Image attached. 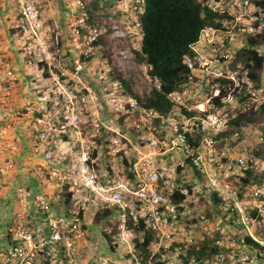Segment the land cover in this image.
<instances>
[{
  "label": "built area",
  "instance_id": "obj_1",
  "mask_svg": "<svg viewBox=\"0 0 264 264\" xmlns=\"http://www.w3.org/2000/svg\"><path fill=\"white\" fill-rule=\"evenodd\" d=\"M15 1L18 12L14 28L26 38L27 66L36 67L30 87L35 90L29 91L35 100L45 101L47 91L34 85V80L44 81L58 108L50 111L43 105L26 110L31 138L29 155L39 163L33 168L32 186L17 182L10 188L17 209L11 215L12 224L0 230V264H43L44 257L47 264H143L135 247L141 225L156 239L151 242L150 259L158 251L174 246V257L168 256L165 264H181L176 256L192 249L197 238L203 240L213 232H222L221 219L205 216L204 205L199 204L201 190L209 196L215 194L219 214L228 221L234 218L239 229L235 233L243 234L238 239L230 236L226 242L216 240L228 251L224 257L216 255L203 264L264 261V238L251 228L259 220L248 215L227 180L246 167L248 158L246 154L232 158L227 149L215 155L209 137L211 131L222 129L226 118L220 112L183 116L179 106L204 112L208 104L184 103L190 92L187 87L168 95L172 108L166 114L146 107L143 95L159 87L157 80L150 79L146 70L142 77L138 73V79H131L102 59L97 49L102 34L100 17L88 0H70L74 14L67 20L63 35L54 21L51 25L43 24L36 0ZM109 1L115 4L110 6L111 16L133 12L134 1L142 3ZM253 1H232L226 9L231 19L224 25L225 30L205 29L197 44H209L210 36L220 33L231 41L236 34L264 31V14L254 9ZM109 27L111 37L125 36L116 25ZM48 33L53 39L51 45L46 41ZM58 40L64 41V49H50ZM129 62L132 72H137L135 61ZM182 63L189 71L190 81L195 73L209 67L197 51ZM0 65L6 80L11 82V64L1 54ZM220 76L223 75H217ZM123 81L128 82L129 89ZM210 88L216 96L217 87ZM224 101L233 99L228 95ZM39 111L43 112L37 115ZM12 112L17 119L23 116L19 109ZM1 120H5L2 112ZM197 122L206 134L194 149L189 146L187 133ZM6 134V128L0 129V136L5 138ZM18 145L12 139L0 142L3 185L8 184L11 173L17 169L10 156L19 151ZM254 164L258 169V163ZM193 169L196 174H192ZM205 175L207 187L200 180ZM64 187L70 205L67 209H55ZM52 188L56 190L50 193L54 196L51 200L46 191ZM248 196L254 202L256 216L264 221V186L250 189ZM92 224L100 227L96 238L91 234ZM100 237L102 246L92 242ZM139 240L143 242L142 238ZM192 262L193 259L188 260V264Z\"/></svg>",
  "mask_w": 264,
  "mask_h": 264
},
{
  "label": "trees",
  "instance_id": "obj_2",
  "mask_svg": "<svg viewBox=\"0 0 264 264\" xmlns=\"http://www.w3.org/2000/svg\"><path fill=\"white\" fill-rule=\"evenodd\" d=\"M232 1L236 0H142V3L133 2L132 10L137 17L136 25L141 33L140 44L136 48H132L134 61L138 65L145 66L148 77L152 80L156 79L159 86L158 88L153 87L147 95H143L142 100L146 107L166 114L172 108L168 95L175 91H181L185 87H191L194 79L188 80L189 71L182 61L185 57L194 55V47L205 29L225 30L224 25L231 19L226 9L231 6ZM112 4L113 1L109 0L90 1V7L93 10L106 5L110 7ZM252 4L256 11L264 14V0H254ZM88 13L90 20L91 13ZM240 36L241 45L236 50L233 62V64L242 65V69L236 75L238 85H234V82L225 75L213 77L208 85L204 83L201 86L200 92L205 93V95L203 94L205 97L201 95L199 99L196 97L185 101L188 104L196 105L207 99V110L205 112L187 111L184 107L179 106V111L185 117L205 116L207 113L220 112V115L226 118L222 129L216 132L211 131L209 134L215 155L230 149L233 146L232 137H236L237 141L240 140L245 128L252 126L258 129L261 141L250 148H246L245 156L248 158L246 167L239 174H232L227 179L235 187L238 199L243 201L248 199L245 194H248L249 188L264 186V167L262 170H258L254 164L256 161L261 164L264 163V100L262 99L256 105L255 99L251 97L250 90H248L256 91L262 86L264 92V82H262L264 53L258 50L264 48V31L251 34L244 33ZM227 47L228 44L225 43V48ZM224 59L221 57L220 60L224 61ZM125 82L123 81V83ZM124 85L126 89H129L128 82ZM212 85L218 89L216 96L210 92ZM190 89L192 90V88ZM228 95L233 99L234 108H231L233 105L231 102L224 101ZM41 112L43 111L36 112V114ZM204 134L206 132L199 129L198 122L197 125L193 124L191 132L187 133L189 146L194 149L198 148ZM16 156L15 154L10 156L15 167L17 164L21 165ZM222 162L225 163V159H222ZM194 173L196 174V169L192 170V174ZM52 190L56 189L52 188ZM199 195V204L204 205L205 216L220 218L224 230L221 233H215L213 238L204 236L203 240L195 244V247L186 250L185 254L177 255L176 257L181 264H188L189 259H193L192 264L210 262L214 256H223L228 251L226 246L216 244V240L224 241L226 236L239 238L238 233L232 234L233 230H239L234 225V218L228 221L219 214L216 208L215 194L210 195L208 199L201 194ZM208 200L212 202L209 207ZM69 205L67 188L64 187L61 197L54 204V207L55 209L64 207L67 209ZM211 208L213 209L211 210ZM256 213L257 210L254 209L249 215L255 220H261L260 216H256ZM138 232L139 236L135 238V247L143 264H165L168 256L174 257V246H170L168 250L166 249L170 255L167 256L168 252L160 250L150 259L151 242L156 241L154 234L148 228H144L143 225L139 226ZM256 233L264 238V230L256 231ZM139 238H142V243ZM248 242L252 244L251 241ZM41 263H48L45 257L42 258Z\"/></svg>",
  "mask_w": 264,
  "mask_h": 264
},
{
  "label": "rangeland",
  "instance_id": "obj_3",
  "mask_svg": "<svg viewBox=\"0 0 264 264\" xmlns=\"http://www.w3.org/2000/svg\"><path fill=\"white\" fill-rule=\"evenodd\" d=\"M90 1L89 5H90ZM53 3V4H52ZM36 4L39 6V9L41 10V20L43 22L44 25H51L53 24V21L55 22V24L57 25V30L61 33V35H63V33L66 31V19H64V17H60V14H58V11H60L59 6L65 5V2L63 0H36ZM115 4H113L111 7H113ZM7 6L6 4V0H0V49H11V46L8 44V35L6 34L7 32H1L2 30V26L5 25V16H6V10L5 7ZM55 6V7H54ZM65 8L67 10L68 6L65 5ZM228 8V7H227ZM112 8H110L108 5L104 6V7H99L96 8L95 10H93L97 15H99L100 19L99 20V29L101 30V36L97 42V49L99 51V54H103L102 59L105 60L108 64H112L111 67L113 66L115 69H118L121 73L130 76V78H134V79H138V73L140 75V77H142V72H144L146 70L145 66L143 65H139L137 66L135 64L136 69L138 70L137 72H132V68H131V63L129 62L131 59L134 60V55L132 53V48H136L138 44H140V40H141V33H140V29L138 28V26L136 25V21H137V17L133 12H125V13H120L117 16L112 15L111 16V12L113 10H111ZM52 10H57L55 13V18L56 19H52L50 18V14H53ZM65 10V11H66ZM62 12V10H61ZM74 14V11L71 12V15H69L68 18H71L72 15ZM4 21V22H3ZM116 25L122 32L124 31L125 36L123 38H113L111 37V30L109 26H113ZM105 26V27H104ZM5 29V27L3 28ZM240 35H235L233 37V39L231 41H229L226 38V35L224 33H220V34H216L213 37L210 36L211 42L208 44L207 42L204 43V41H201V43L197 44L194 48L195 51H197V53H199L204 60L208 63L209 67L207 70H203V71H198L197 73H195V77L194 82L191 83V87L192 90L189 88L188 92V96L185 99V101H188V99H192V98H196L201 97V95L203 97H205V93H201V86H203V84H209L210 80L213 77H217L218 74L221 75H225L226 77H228L229 79H233L232 81L235 82L237 81L236 75L238 73V71H240L242 69V65L238 64V63H234V55L236 54V50L240 47L241 45V41H240ZM62 38V37H61ZM51 35L48 33L46 34V41L48 42V44L51 45V42H53V39L51 40ZM102 40V42H101ZM26 38L23 37V46L25 44ZM60 43V44H59ZM225 43L228 44V47L225 48ZM23 48V47H20ZM64 49V41H60L58 40L57 43H55V45L50 48V49ZM226 49V50H224ZM259 51L264 53V48L263 49H258ZM23 53L24 51L21 50ZM27 56L24 55L23 57V62H25L26 64V59ZM221 57L225 58L224 61H221ZM21 61V60H20ZM64 64H67L65 61ZM232 65V67H230ZM3 66L0 65V73L4 72L3 70ZM36 70V67H33V71ZM28 77L24 80L23 84L25 85L26 82H29L30 85H32V76L34 75L33 72H31V76L30 73H27ZM12 82V81H11ZM14 82V81H13ZM262 82H264V76L262 79ZM3 82H0V111H8L9 110H16L18 111L19 108L14 109L15 107H17L16 103H19V95H23L21 92L22 91H26L25 86H22V84H20V81L17 80L16 85L10 89V94H4V88L5 86H8L7 83H4V85L2 84ZM19 83V84H17ZM34 85H36L34 83ZM213 86V85H212ZM31 87V86H30ZM140 87V86H138ZM215 87V86H213ZM39 89H41L38 86ZM32 90H35L34 88H30ZM211 90V88H210ZM250 90V95L251 97H253L256 102V105L258 104L259 101H261L262 99L264 100V92H263V87L261 86L258 90H252V89H248ZM24 91V92H25ZM43 91H47V95L48 98H46V104L48 105L47 109L50 111H53L55 109H57V105L55 104V99L54 96L52 95V93H50V91H48V88L45 87L43 88ZM31 92V91H30ZM211 92V91H210ZM21 93V94H20ZM252 93L254 94V96H252ZM26 94V93H25ZM213 94L214 91H213ZM7 95V96H5ZM33 94L31 93L30 96H32ZM46 95V94H45ZM21 98V97H20ZM184 101V103H186ZM208 100L205 99L203 101H201V103L203 105H205V103H207ZM232 103V102H231ZM233 105L231 106V108H234V102L232 103ZM20 105V104H19ZM44 105V104H43ZM201 105V104H199ZM208 106V104H207ZM16 119V118H15ZM2 121V120H1ZM0 121V123H1ZM24 124H26V128L28 127V119H24ZM3 124H0V127ZM8 125H10L9 131L8 133L5 135L6 137L4 138L3 136H0V142L5 141V140H15L18 142V154H17V160L20 159V164L23 167V172L25 173H33V168L35 167V165H37L39 162L37 161L38 159H35V161L33 160V158L29 155V150L28 147L30 145L29 142V138L27 135V132H25L24 135H21L19 133L16 132V130H14L16 128V122L14 120H9ZM25 128V130H26ZM27 131V130H26ZM244 133L241 135L240 140H236V137H232L233 141V146L230 149H227V154H229L232 158H234L237 154H246V148H250L251 146L256 145L257 143H260L261 138H259V131L256 127H247L244 129L243 131ZM20 136H23V138H21ZM26 140V141H24ZM56 139H54L55 143ZM25 142V143H24ZM256 163H258L256 161ZM264 167V163H258V170H262ZM17 168V167H16ZM26 175V174H24ZM26 180V179H25ZM195 180H198V177H195ZM201 182L203 183L202 185L207 187L208 184V179L207 176H201L200 177ZM12 182V180L10 181ZM23 183V182H22ZM27 182H24V184H26ZM1 189L5 188L3 184L0 183ZM235 190V187L232 186ZM262 187V186H259ZM254 187H251L248 189L247 192H250V189H252ZM12 189V188H11ZM11 189H6V191H11ZM208 191L211 193L212 190L208 189ZM201 196H204L206 199H208L209 194L207 193H203V190L200 191ZM12 196V194H11ZM248 194H245V197H247ZM200 199V198H199ZM250 197L248 196V199H244L243 203H244V207L246 208V211L249 213L255 209L254 206V202L251 201ZM209 207V206H208ZM201 210L203 211V208H201ZM250 216V215H249ZM217 217V216H216ZM215 219H218L215 218ZM220 219V218H219ZM98 226V225H97ZM95 225H90V229H91V234L94 235L93 238H96L97 235L96 233H98V231H100V227H97ZM220 229H222L221 231L224 230L222 224H221ZM252 229H255L257 232L259 231H263L264 230V221L259 220V221H254V225L251 227ZM199 231V230H198ZM236 231L233 230L232 233H235ZM215 232H213L210 235V238H213V234ZM261 233V232H260ZM239 235L242 237L243 234L239 233ZM230 237V236H228ZM226 236L225 240L223 242H226V239L228 238ZM201 240L199 238H197V242L199 243ZM92 242H97V244L99 246L103 245V241L102 238H97ZM193 247H195V244L193 245ZM168 252V251H166ZM170 255V253L168 252L167 256ZM259 264H264V261L260 262Z\"/></svg>",
  "mask_w": 264,
  "mask_h": 264
},
{
  "label": "crops",
  "instance_id": "obj_4",
  "mask_svg": "<svg viewBox=\"0 0 264 264\" xmlns=\"http://www.w3.org/2000/svg\"><path fill=\"white\" fill-rule=\"evenodd\" d=\"M65 2V5L68 6L67 10L65 8V5H60L59 9L60 11H58V14H60V17H64V19L67 20L69 19V15H71L72 12V7L70 5V0H63ZM6 4L7 6L5 7L6 10V16H5V25L2 26V30L1 32H7L6 34L8 35V44L11 46V49H0V54L3 56V58L10 62L11 64V68L14 74V79L12 80V82H9V79L6 80V77L4 76V73H0V82H3L2 84L4 85V83H7L8 86H5L4 88V94H10V89H12L15 85L17 80L20 81V84H22V86H25L24 89H26V91H22L21 93L23 95H19V103H16L17 107L19 108V110L21 111V118L20 119H15V117H13V112L12 110L8 111H2V113H4L5 115V120L1 121L0 124H3L0 129L6 128L7 129V133L9 131L10 125H8L9 120H14L16 122V128L14 130H16L17 133L24 135L25 132H27L26 130H28V127L26 128V124H24V119H28V114H26V110L28 108H32L34 109L37 106H43V107H48V105L46 104L45 101H38L35 100L34 97L30 96L31 92L29 91L30 88V84L29 82H26L25 85L23 84L24 80L28 77L27 73H30L31 76V72L33 71V67L32 66H27V64H25V62H23V57L24 55L26 56V53L22 52L21 50L24 51V46H23V37L22 35L15 31L16 29L14 28V23H15V18L18 12L17 9V5H16V1L15 0H6ZM53 4V3H52ZM55 7V6H54ZM62 10V12H61ZM66 10V11H65ZM53 14H50V18H52L53 20L56 19L55 13L57 10H52ZM4 22V21H3ZM5 27V29H3ZM4 30V31H3ZM23 47V48H20ZM26 59V57H25ZM21 60V61H20ZM33 80V76L31 77ZM14 81V82H13ZM34 83L36 84V86H39L42 90L43 88L46 87V85L44 84V81H40V80H34ZM19 84V83H17ZM20 93V94H21ZM26 93V94H25ZM5 95V96H7ZM21 97V98H20ZM28 104L27 107H25V104ZM20 104V105H19ZM1 112V111H0ZM29 121V120H28ZM29 124V123H28ZM26 128V130H25ZM28 135V132H27ZM21 138H23V136H20ZM29 141L31 140V138L28 136ZM26 141V140H24ZM25 143V142H24ZM17 153H15V155H17ZM18 163L20 162V159H18ZM26 174V175H24ZM32 175L33 173H25L23 172V167L21 165L17 164V169L13 170V172L10 175V179L8 181V184H5V188L1 189L0 187V191H1V197H0V230L4 231V228L8 227L11 223V219H12V214L14 212L15 209H17V205L14 202V198L11 196L12 192L11 191H6V189L11 188L13 185L17 184V182H28L27 184L32 186L34 180L32 179ZM26 179V180H25ZM12 180V182H10ZM36 191V190H35ZM51 192H53L52 189H47L46 194L49 196V198L52 200L54 198V196L52 194H50Z\"/></svg>",
  "mask_w": 264,
  "mask_h": 264
},
{
  "label": "clouds",
  "instance_id": "obj_5",
  "mask_svg": "<svg viewBox=\"0 0 264 264\" xmlns=\"http://www.w3.org/2000/svg\"><path fill=\"white\" fill-rule=\"evenodd\" d=\"M136 63V62H135ZM132 85H134V86H139L138 84H132ZM208 103V102H207ZM199 104H201V105H203L202 103H198L197 105H199ZM207 105V104H206ZM208 108V107H207ZM205 112V111H204Z\"/></svg>",
  "mask_w": 264,
  "mask_h": 264
}]
</instances>
